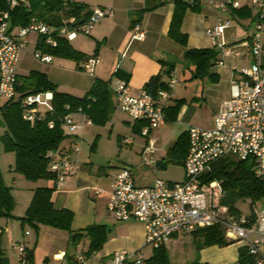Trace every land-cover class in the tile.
I'll use <instances>...</instances> for the list:
<instances>
[{
  "label": "built area",
  "instance_id": "2783aa9c",
  "mask_svg": "<svg viewBox=\"0 0 264 264\" xmlns=\"http://www.w3.org/2000/svg\"><path fill=\"white\" fill-rule=\"evenodd\" d=\"M190 1V0H185ZM248 5L256 9V27L249 41L245 42L252 57L251 64L237 70L238 78L231 87V95L225 99L213 118L210 128L188 127L186 135L188 148L182 163L184 178L180 182H167L154 179L149 186H138L130 167H122L115 174L109 187V198L106 208L118 220L135 219L144 226L145 244L158 249L164 247L176 234H188L193 231L219 224L224 228L226 239L240 242L254 264H264V232H260L256 221L247 216L239 218L227 216V209L220 204L224 192L216 181L202 183L200 178L212 165L226 157L238 161L252 160L256 176L264 181V65L260 63L262 38H264V0H247ZM9 6L23 4L29 7L27 0H5ZM220 12L228 13L243 7L242 0H226L212 3ZM112 16L110 8L95 7L79 21L76 17L61 18L56 26L31 19L25 27L11 28L9 13L0 11V97L16 100L17 63L22 51L27 50L30 38L35 37V56L42 62L49 63L50 55L40 49V42L48 48H55L58 40L73 41L79 33L89 35L94 25L104 17ZM79 21V22H78ZM231 22L219 19L206 31L207 36L220 50L222 56L236 51L226 48L221 38ZM134 30L137 39L143 37L138 25ZM99 63L97 56L87 57L81 69L92 74ZM177 80L170 76L166 81L167 90H161L156 96L144 89L134 97L129 95L128 86L122 81L113 85L108 83L117 106L136 123H144L141 134L149 138L150 133L165 123L164 104L171 97V90ZM52 92L29 94L20 99L21 117L24 121L33 122L38 114L52 111ZM45 107L41 111L39 107ZM87 125L91 124L79 109ZM64 126L72 134L76 127L73 114L63 119ZM49 127L53 124L50 122ZM141 152V160L148 167L155 166L153 155L156 152L155 140H150ZM79 149L71 145L57 153H48L51 159L49 169L55 175L54 186L59 189L63 179L73 172L71 154ZM100 193V191H98ZM209 196V199H208ZM27 234V233H26ZM258 237H252V235ZM23 257L26 248L21 244H12ZM82 255L76 261L82 263ZM109 264H145L140 251H115Z\"/></svg>",
  "mask_w": 264,
  "mask_h": 264
},
{
  "label": "crops",
  "instance_id": "0c3cea01",
  "mask_svg": "<svg viewBox=\"0 0 264 264\" xmlns=\"http://www.w3.org/2000/svg\"><path fill=\"white\" fill-rule=\"evenodd\" d=\"M70 1L84 4L89 11L92 7L110 8L112 16L104 17L94 25L91 33L87 35L91 39L89 40L90 43L80 39L79 35L69 42L72 48L82 53L84 57L92 55L98 57L99 63L93 68L92 74L81 69L83 60L77 62L51 55L49 63L42 62L38 69L31 70L45 73L48 80L56 86L58 92L83 97L89 91L95 79L108 82L111 85L119 80L127 84L129 95L136 97L143 90L145 83L165 71L167 68L165 64L171 62L176 64L179 60L182 61L187 50L215 48L219 51V56L216 64L210 69V73L215 75L217 80L212 83L220 84L223 82L225 84L223 98L216 107L217 112L221 103L231 95L232 84L238 78L237 70L248 67L252 62V57L248 47L245 46V42L249 41L255 31L256 9L249 6L247 0H242L243 7L240 9L249 10V16L242 13L236 15L232 11L223 13L216 10L212 4L226 0H190V2L196 3L199 11L195 13L188 10L183 18L181 30L188 36L185 46L174 42L168 37L169 25L174 11L172 0H164V3L156 9L143 13L138 23L140 32L143 33V37L140 39L134 37L137 32L132 28L131 22L132 19H137L135 14L144 9L145 0ZM219 19L231 22L221 40L230 51L238 52V56L232 53L227 57L222 56L215 43L207 36L206 31L212 28ZM33 39L35 42L36 38ZM259 60L264 65V38H262ZM19 63L20 57L17 68ZM17 75L20 76V74ZM175 101L177 100L170 97L166 100L164 106L170 107L175 104ZM116 109H119V107L117 106ZM184 114L185 107L183 105L178 112L176 121L182 119ZM167 123L174 124V122H165L162 125ZM136 124L135 122V126ZM134 130L137 131V127H134ZM139 133L141 134V132ZM183 133H186L185 129L182 130L181 134ZM146 139L148 138L146 137ZM154 140L156 144L158 138L155 137ZM176 141L170 148L174 146ZM68 142L69 146L74 145V140ZM158 150L156 148V152ZM74 155L71 154L73 172L63 179L59 189H56L51 181L47 185L39 187H54L51 197L53 206L56 209H66L72 212L73 218L70 229L73 233L90 226H98L105 229L106 240L100 250L87 255L88 238L83 237L74 243L67 232L68 235L66 236L68 241L73 243L75 252L70 253L68 249H65L64 252V249H60V252H55L53 258L50 261L47 260L46 264H109L111 255L115 251H140L142 253V250L146 247L143 224L135 219L118 220L106 208L110 183L120 168L110 173V171L104 170L103 167L94 168L91 163H81V160L75 158ZM154 159L156 160V167L163 166V162L157 160V156ZM134 181L138 186H149L153 182L152 180L140 185L135 179ZM255 218L257 226L256 214ZM0 220L5 225L9 221L6 218ZM40 227L42 226H39L38 230ZM257 228H260L259 224ZM25 236H29V233ZM252 237H258V235L255 234ZM199 245L200 241L196 240L192 233L174 235L164 246L168 264H239L238 248L241 246L240 242H234L225 247L216 245L199 247ZM25 248L27 252L30 251L27 246ZM78 255L85 258L82 263L76 261Z\"/></svg>",
  "mask_w": 264,
  "mask_h": 264
},
{
  "label": "trees",
  "instance_id": "16d2710c",
  "mask_svg": "<svg viewBox=\"0 0 264 264\" xmlns=\"http://www.w3.org/2000/svg\"><path fill=\"white\" fill-rule=\"evenodd\" d=\"M29 7L23 4L9 6L5 0H0V11L9 13L11 28L25 27L31 19L56 26L61 18L76 17L79 21L88 14V8L81 3L70 0H27ZM174 11L171 17L168 37L174 42L185 46L188 36L182 32L183 18L188 10L197 13L199 10L195 2L185 0H172ZM164 0H145L143 10L135 14L137 19H132V28L138 25L143 13L152 11L162 5ZM232 13L236 15L249 16V10L237 9ZM78 21V22H79ZM40 49L51 56L72 59L77 62L85 60L82 53L75 51L66 40H58L57 46L53 49L43 46L42 39ZM219 51L215 48L189 49L184 53L183 60L186 69L190 70L193 79H208L215 82V75L210 69L216 64ZM167 68L162 74L152 77L145 83L143 89L150 95L156 96L159 91L167 90L166 81L170 78L175 63L165 64ZM16 100H7L0 107L4 117L5 134L2 136V143L6 152L14 154V171L30 182L47 180L55 182V175L50 171L51 159L48 153H57L62 149H68L63 145L64 140L69 137L64 130V117L76 114L78 110L90 120L91 124L103 125L109 122L117 103L113 93L108 88V82L95 79L89 91L83 97H76L70 94L57 91L56 86L48 80L45 73L30 71L26 76H18L15 86ZM52 92V111L39 113L33 122L24 121L21 117L20 99L29 94ZM184 100H177L170 107H164L165 122H175ZM52 122L53 126L48 124ZM144 123H137V131L141 132ZM71 146V145H70ZM69 146V147H70ZM188 148L186 133L180 135L174 146L167 151L171 158L169 162L178 159L182 165ZM164 166V164H162ZM202 183L216 181L220 184L224 196L220 204L227 209V216L239 218L242 215L238 212L237 203L247 201L250 205L264 197V181H261L255 173L254 162L238 161L226 157L212 165L211 169L201 178ZM54 187L36 188L31 202L23 217L17 218L22 225H29L38 229L39 226H49L65 230L70 234L72 242L83 237L88 238L89 246L87 255L97 252L106 240V231L102 227L90 226L82 231L72 232L70 229L73 218L72 212L66 209H56L53 206L51 197ZM15 206L10 194V188L5 186L0 175V219L15 218L12 210ZM251 221H256L255 214L247 215ZM196 240L200 241L199 247L219 246L225 247L232 243L226 239L224 228L215 224L206 228H200L192 232ZM239 264H254L245 247L238 248ZM0 264L3 259L0 258ZM145 264H168L165 247L153 250L150 258Z\"/></svg>",
  "mask_w": 264,
  "mask_h": 264
},
{
  "label": "rangeland",
  "instance_id": "374dc122",
  "mask_svg": "<svg viewBox=\"0 0 264 264\" xmlns=\"http://www.w3.org/2000/svg\"><path fill=\"white\" fill-rule=\"evenodd\" d=\"M95 8L92 7L91 10ZM84 41L91 40L83 33L78 34ZM31 37L27 50L20 56L19 67L16 69L20 76L28 74L33 69H38L42 61L34 54L35 42ZM90 43V41H89ZM88 51V50H87ZM86 52V51H85ZM177 83L171 90V98L174 100H184L185 114L182 119L172 123H167L153 130L149 138L153 140L158 138L155 148H158L154 158L161 160L162 167H148L141 160V149L144 148L146 139L138 131L134 130L135 122L132 118L116 109L109 122L103 125L89 124L83 120L82 115L73 114L75 131L71 134L69 127L64 126L65 133L69 135L64 140L63 145L69 147V140H74V147L79 151H73L75 158H79L81 163H91L94 168L103 167L104 170L113 173L118 168L130 167L134 179L142 185L154 179H162L167 182H180L183 178V167L178 159L171 160L167 156L168 149L179 139L183 129L188 127L210 128L213 125L214 113L216 107L222 100L225 84L212 83L207 78L203 80L191 78L190 70L186 69L184 62L179 60L171 74ZM7 100L0 97V107ZM45 111V107H39ZM4 117L0 110V175L5 186L10 188V194L14 200L15 206L7 225L0 220V258L3 264H46L53 258L55 252L60 249H68L74 253V245L68 241L67 231L42 226L35 229L29 225H22L17 219L23 217L25 209L32 198L33 190L39 186L48 184L47 180L30 182L23 176L14 171L15 158L11 152H6L2 143V136L5 134ZM209 199V196H208ZM238 212L245 216L255 213L257 216V227L259 231L264 232V197L257 199L253 205L247 201L237 203ZM26 232L29 236H25ZM21 244L27 246L30 251H25L22 257L12 244ZM32 251V252H31ZM153 249L146 246L142 250L144 258L152 255ZM52 264V263H50Z\"/></svg>",
  "mask_w": 264,
  "mask_h": 264
}]
</instances>
